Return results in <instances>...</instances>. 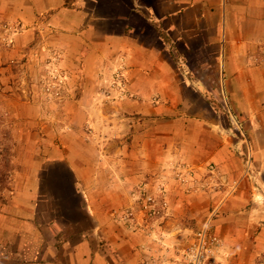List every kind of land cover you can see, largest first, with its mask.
<instances>
[{"label":"crops","instance_id":"obj_1","mask_svg":"<svg viewBox=\"0 0 264 264\" xmlns=\"http://www.w3.org/2000/svg\"><path fill=\"white\" fill-rule=\"evenodd\" d=\"M7 24L23 31L16 38L19 49L41 44L45 32L51 47L70 53L68 67L85 74L73 76L83 86L82 101L103 100L104 70L128 64L130 74L122 81L131 99L115 116L117 129L130 140L121 152L130 156L119 158L127 172L110 177L92 172L90 157L83 158L91 172L86 180L66 166L73 184L84 186L71 194L82 204L69 220L46 207L43 157L38 142L30 144L34 155L17 156L20 171L0 207V264H177L173 258L190 245L234 182L236 193L210 224L223 244L220 259L264 264V60L258 63L264 0H0V27ZM185 50L196 54L193 66L178 59ZM13 56L15 51H4L0 60L5 64ZM184 66L206 75L191 81ZM213 70L219 73L216 89ZM65 154L54 162L62 163ZM177 162L203 173L213 166L216 189L186 194L172 182L162 195L168 209L159 219L150 217L141 209L138 188L160 171L170 180ZM219 181L226 182L224 192ZM124 210L134 218H123Z\"/></svg>","mask_w":264,"mask_h":264},{"label":"rangeland","instance_id":"obj_2","mask_svg":"<svg viewBox=\"0 0 264 264\" xmlns=\"http://www.w3.org/2000/svg\"><path fill=\"white\" fill-rule=\"evenodd\" d=\"M115 24L119 26L121 21L117 20ZM7 31L10 37L6 35ZM21 34L23 31L19 26L7 24L3 28L0 27V53L10 50L16 52V56L5 61V64L0 60V180L4 177L6 183L3 185L5 188L0 192L2 199H5L4 202L0 201V207L5 203L6 196L20 171V167L15 164L19 159L17 156L28 158L34 155L30 144H34L35 141L38 142L37 147H40L37 154L43 157L44 162L43 171L40 173V188L46 193L43 197L47 201L46 207L52 208L51 210L58 214L66 213L64 215H67L69 220L76 219L79 214L77 216L75 214L80 212L78 208L82 201L80 197L71 194L74 188L81 191L84 186L81 182L73 184L72 173L66 166L74 167L82 180L91 176L90 170L97 174L101 171L103 175L108 174L109 177L115 172L119 174L127 172L124 163L119 162V158L129 160L130 152L123 149L124 153H122L121 148L128 146L130 140L125 134L126 131L119 129V119L115 115H118L117 109L121 108V104H127L131 99V92L122 81L129 76L130 68L128 64L122 62L117 67L109 64L104 70L106 85L101 87L103 100L82 101L80 99L83 86L76 84L73 76L82 77L85 74L82 70L68 67L67 63L69 60L72 61L69 58L70 53L51 47L45 32L41 44L34 41L32 45L19 49L21 47L16 45V38ZM221 39L225 41L224 37ZM178 54H180L178 59L183 58V63L189 62L192 66V61L197 58L196 54L189 55L186 50ZM205 54L210 58L211 52ZM260 56L258 63L264 60V53H260ZM185 67H182V73L191 81H197L198 78L206 75V72L201 73L197 69H193L195 73L190 69L188 72ZM212 72L214 73L212 81L216 89L215 79L219 78V73L217 76V70ZM210 86L211 84L207 85L208 88ZM221 96L222 94L218 95V100H222ZM218 100L211 97L213 104ZM84 109L92 115H86ZM226 109H228L226 113L231 115L228 106ZM222 121L228 126L229 121L227 122L225 117H222ZM116 126L119 128L117 129ZM68 134L72 136V140L64 139ZM17 144L20 145V149L15 151ZM23 145L26 150L22 148ZM63 151L66 152L63 162H54L53 157L56 155L62 160L63 156L60 153ZM86 157L91 158L90 170L83 167V158ZM75 160H80V163L76 164ZM9 161L12 171L6 172L5 163L9 164ZM177 163L170 166L171 181L167 177L159 176L160 171L151 184L149 180L141 182L143 185L138 188L141 209L144 210L145 194H153L156 198V209L159 213L150 216L146 212L150 217L159 219L163 215V205L168 202L166 200L162 202V195L166 194L167 186L170 187L172 182L178 184L186 194H210L216 189V185L213 184H217L218 178L209 180L212 171L210 167L206 173H203L192 165ZM183 165L186 166V171ZM187 170L192 173H187ZM129 184L127 181L125 185L130 188ZM147 184L151 187L148 188ZM218 186L225 189L226 185L221 183ZM121 212L123 218L126 216L134 218L128 210ZM187 248L178 251L177 257L173 258L176 259L175 263L179 264Z\"/></svg>","mask_w":264,"mask_h":264},{"label":"built area","instance_id":"obj_3","mask_svg":"<svg viewBox=\"0 0 264 264\" xmlns=\"http://www.w3.org/2000/svg\"><path fill=\"white\" fill-rule=\"evenodd\" d=\"M251 159L252 155L249 156L248 160V167L251 165ZM184 170L186 171V166H182ZM211 176L210 180L213 179V177H216L214 175V167L210 166ZM245 172L248 173L249 170L246 167ZM187 173H192L187 170ZM223 183L226 185V182L220 181L219 184ZM165 187V186H163ZM227 186H225L226 189ZM223 189L222 192L225 190ZM229 189V188H228ZM238 189V182L232 183L231 189L224 192L223 199L219 204L216 205V207L212 210L210 217L206 220L204 226L196 232L193 242L191 245L183 252L182 257L179 260V264H222V261L220 259L223 244L221 239L214 234L211 231V222L213 221V218L218 214L219 208L222 206V204L227 201L228 199L232 198V196L236 193V190ZM160 190V189H159ZM161 191V190H160ZM157 202L156 198L153 196V194H145V197L143 199V211L147 212L150 216H154L157 213ZM163 209H168V204L164 203Z\"/></svg>","mask_w":264,"mask_h":264},{"label":"trees","instance_id":"obj_4","mask_svg":"<svg viewBox=\"0 0 264 264\" xmlns=\"http://www.w3.org/2000/svg\"><path fill=\"white\" fill-rule=\"evenodd\" d=\"M7 162H8V160H7ZM7 162L5 163V167L4 168H5L6 172H11L12 168L10 167V161H9V164ZM4 179L5 178L2 177L1 180H0V192H1V190H3L5 188V186H3V185L6 184ZM4 200L5 199H2V197L0 196V201L4 202Z\"/></svg>","mask_w":264,"mask_h":264}]
</instances>
